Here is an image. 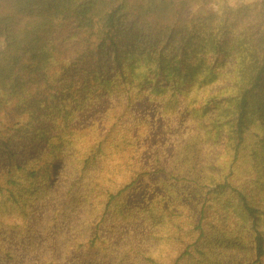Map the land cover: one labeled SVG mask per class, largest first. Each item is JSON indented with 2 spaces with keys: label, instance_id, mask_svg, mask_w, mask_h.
<instances>
[{
  "label": "trees",
  "instance_id": "obj_1",
  "mask_svg": "<svg viewBox=\"0 0 264 264\" xmlns=\"http://www.w3.org/2000/svg\"><path fill=\"white\" fill-rule=\"evenodd\" d=\"M204 1L0 0V106H12L8 119L13 126L5 133L0 131V222L4 224L7 217L12 223L15 217L27 218L32 212L29 208L38 205L33 200L39 193L33 184L39 171L35 159L46 151L50 156H63L65 148H73L65 134L55 128L57 118L68 126L76 111L88 113L107 102L109 107L99 117L106 114V128L113 133L124 111H134L146 88L159 92L164 82H190L198 77L204 86L224 72L232 75L227 85L218 92H207L204 104L217 109V131L220 127H225L226 134L229 131V172L219 178L205 176L210 182L193 180L201 191L205 189L196 207L198 217L190 216L193 244L198 246L193 253L202 252L199 241L205 238L209 224L214 205L210 201L222 202L221 213L232 209L242 217L237 226L243 232L235 236L238 248L247 252L241 264H264V206L261 209L253 202L251 190L242 184L233 186L228 179L240 150H246L249 143L248 132L257 128L254 131L259 132L252 137L264 142V0L237 5L222 1L216 12L203 10ZM128 121L134 124L131 118L121 121L120 132L113 133L109 143V130L105 132L90 121L97 134L86 159L95 158L97 153L104 156L101 166L106 184L95 193L97 200H104V209L120 204L117 198L137 182L132 180L119 188L128 181L121 176L131 153L141 149L144 156L148 142L167 133V128L159 126L147 130L143 116L138 118L140 132L124 131ZM70 150L78 155L83 151ZM256 151L251 150V159L260 164L264 151ZM157 160L142 165L162 172L153 164H158ZM49 190L50 185L43 187L44 193ZM228 192L233 198L226 199ZM149 200L152 206L157 203L163 209L170 208L160 194ZM71 204L70 210L75 205ZM222 217L226 225L229 216ZM98 238L92 233L87 244L91 246ZM190 247L192 244H187L179 258L191 254ZM2 248L0 239V252ZM140 254L143 263L167 264L161 254ZM7 257L12 264L14 254Z\"/></svg>",
  "mask_w": 264,
  "mask_h": 264
},
{
  "label": "rangeland",
  "instance_id": "obj_2",
  "mask_svg": "<svg viewBox=\"0 0 264 264\" xmlns=\"http://www.w3.org/2000/svg\"><path fill=\"white\" fill-rule=\"evenodd\" d=\"M222 1L237 5L259 0H205L203 10L216 12ZM2 45L3 40L0 38V49ZM231 76L223 72L215 82L204 86H200L202 82L199 77L190 82H164L159 92H151L150 88H146V94L142 95L140 102H136L134 111L129 108L124 111L122 119L117 121L112 131L116 135L120 132L121 121L129 118L134 124L128 121L124 131L132 129L135 133L140 132L138 118L141 116L147 119V130L159 126L167 128V133L148 142L144 156L141 149L131 153L132 158L123 167L125 171L121 176L128 181H124L119 188L132 180L137 182L117 198L120 204L115 202L108 209L102 207L104 200H97L95 195L96 190L106 184L102 179L104 174L101 166L104 156L97 153L95 158L86 159L89 146L96 138L95 124L110 133L111 129L106 128L109 124L106 114L99 117L101 111L109 107L108 103H100L88 113L76 111L68 126L64 124L65 120L57 118V131L65 134V138L74 144L75 150L87 148L86 153L82 155L83 150L78 155L70 150L72 147H67L63 156H50L46 151L35 159V168L39 171L33 184H37L34 191L39 193L33 200L38 205L29 208L32 212L27 218L15 217L12 223L7 217L4 224L0 222V239L3 243L0 264H8L7 254H14L12 264H148L146 261L143 263L140 254L148 251L161 254L167 264H173L187 244H192V253L179 258L177 264H241L247 252L238 248L235 236L243 232V228L237 226V221L241 222L242 217L232 209L221 213L222 202L216 204L210 201L214 205L208 216L205 238L199 241L202 250L199 254L193 253L198 246L192 240L195 239V233L190 232L193 230L190 216L194 219L198 217L196 207L201 204L204 197L202 191H205L194 184V178L205 183L210 182L204 178L207 175L219 178L229 172V131L227 129L226 134L225 127L217 131V109L213 104L206 106L204 101L208 98L207 92L222 90ZM175 84L177 88L173 87ZM11 110L12 106L7 109L0 106L2 133L13 128L8 119ZM254 130L257 128L248 132L249 143L246 150H240L228 179L233 186L242 184L251 190L253 202L262 209L264 156L260 164H255L250 152L252 149H257L258 154L264 151V142L260 143L257 141L259 138L252 137L259 132ZM113 133L107 137V143ZM156 151L164 157L161 158ZM156 158L158 164L156 161L153 164L161 168L162 172L143 167L146 161ZM159 175H163L162 180ZM45 185H50L51 191L48 193L43 191ZM158 194L163 196L169 209L158 207L157 203L152 206L149 199ZM228 198H233L230 192L226 194ZM70 203L75 204L71 210ZM225 214L230 220L226 225L221 222ZM14 223H17L16 226H13ZM262 224L264 226V219ZM92 233L98 234L99 238L90 246L87 241Z\"/></svg>",
  "mask_w": 264,
  "mask_h": 264
}]
</instances>
